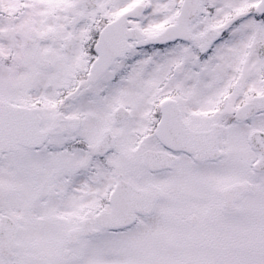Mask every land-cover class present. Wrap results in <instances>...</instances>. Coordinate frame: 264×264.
<instances>
[{"label":"snow or ice","instance_id":"obj_1","mask_svg":"<svg viewBox=\"0 0 264 264\" xmlns=\"http://www.w3.org/2000/svg\"><path fill=\"white\" fill-rule=\"evenodd\" d=\"M0 264H264V0H0Z\"/></svg>","mask_w":264,"mask_h":264}]
</instances>
